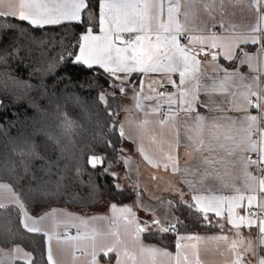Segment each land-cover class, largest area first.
I'll return each instance as SVG.
<instances>
[{
	"label": "snow or ice",
	"instance_id": "snow-or-ice-1",
	"mask_svg": "<svg viewBox=\"0 0 264 264\" xmlns=\"http://www.w3.org/2000/svg\"><path fill=\"white\" fill-rule=\"evenodd\" d=\"M218 2L223 13V0ZM234 2L241 3L246 0H234ZM193 3L194 0H0V19L11 18L26 23L31 28L40 29L46 26L69 24L80 27L82 31L78 34L73 33L71 36L63 37L67 41L65 50L71 47L76 51H68L67 57L61 55L60 62L63 63L65 59H68L73 64L86 66L89 70L94 66L103 70V73L108 76V80L104 81L107 88L99 83L102 77H98L95 81H87L80 87L89 91L99 88L96 103L103 106L110 117L116 115V112L112 110L110 99L114 101L117 92L127 95V90L131 87L135 107L143 111L145 115L139 127L143 134L150 136L153 143L166 142L163 139V131L160 133L161 139H156L155 131L151 127L153 123L161 130L169 124L176 126L180 114L183 113L187 139L192 142L194 151L214 152L218 147L229 157L239 153L237 160L232 161V164L235 166L238 163L240 166L243 176L242 186L237 185L236 177H233L229 183L225 180L228 173H216L214 178L220 180L225 188H231V194H204L201 189L204 188L205 182L212 178V173L207 170L200 173L192 167L181 170L177 157L172 152V149L178 147L181 141L178 137L174 143L168 141L169 151L162 154V159L165 161L163 167H171L173 172L183 171L184 175L198 176L199 179L184 180V183L193 191L190 201L185 200L181 192L179 202L170 200L161 203L169 211L172 207L187 208L193 214H198L205 225L219 227L221 232L211 239L218 245L223 244L225 250L230 253L232 258L226 261V264H251L246 259L245 254L248 252L253 253L256 264H264V254H262L264 253V127L261 126L264 122V87L260 82V75L264 74V0H250L248 6L255 10L256 23L245 26L243 30H240L239 25L232 23L226 25L221 20L220 27L229 33L228 35H217L211 32L207 25L204 28L190 26ZM205 7L210 10L214 7V3H206ZM206 30L209 34H202ZM13 31L15 29L10 24L0 26V40L3 39V33ZM126 34L130 38H126ZM23 35L24 33H20L18 37ZM18 37H14L8 46L0 49V62L6 63L8 59L19 56L21 48L16 44ZM249 44L260 45L257 54H252L240 47ZM201 56H211V74L205 69V61L200 59ZM218 56H222L227 61H238L239 65H247L252 74L241 73L239 65L231 70L222 67L216 63ZM134 73L140 74L138 84L130 79ZM150 75V80L145 79ZM174 75H178V82L174 79ZM68 79L71 80V77ZM209 80L210 84L206 82ZM12 82L21 83L18 80ZM169 85L175 90H160ZM234 87L238 90L230 91ZM216 92H227L232 99L226 101L230 108L225 109L221 104L217 105L215 110L243 112L244 115L208 118L200 114L199 107L213 110L201 99V95ZM145 101L154 103L145 106L143 103ZM49 104H56L57 118L61 121L59 127L63 129L74 126L67 114L61 111L56 94L49 97ZM164 105H167L166 111H162ZM32 106L40 112L37 105ZM0 107H4L3 100H0ZM249 109H256L258 114H251ZM193 113L195 116L192 115ZM40 115H47V113L40 112ZM150 115L158 119L152 121L148 119ZM188 121L192 122L191 127ZM206 127L211 132L207 145L202 138V132ZM191 132H195L196 136L189 134ZM120 137L124 138L122 125ZM29 145L30 141L27 138L21 142L18 152L21 158L34 154ZM103 148L105 152L111 148L119 162V153L124 151L123 149H117L111 140L104 143ZM13 150L16 151L15 148ZM139 150L149 164L159 166L154 158L145 152L142 143ZM88 151L91 154L87 156L85 162L93 170L104 165L108 159L107 155H98L95 148H89ZM252 154H255V158ZM204 162L209 163L207 157L204 158ZM125 163H127L126 158ZM108 164V167L103 168V173L115 179L117 174L111 171L112 161H108ZM83 171L81 163L77 161L76 176H81ZM27 172L28 168L24 167L25 175ZM23 178L19 176L17 180ZM61 187L62 185L57 183L54 192L47 186H40L24 193L18 192L15 185L0 182V210H3L0 212V264H17L18 261H23V264H37L34 252L25 250L16 243L22 235L21 229L26 233H42L47 238V264H58L50 243L53 238L58 244L70 246L74 250L79 248L87 258V264H101L99 259L101 255L108 258L111 264L110 254L115 255V264H148V260L155 264L158 256L168 258L170 264H192L185 250L189 247L196 248V245L181 241L201 238L179 235L177 228L181 220L175 214L171 215L167 224L157 217L150 223L145 222L142 225L131 207L120 208L117 215V206L115 204L110 206L114 211L113 219L122 220L125 228L131 230L138 254L136 251H129L126 243L120 238L119 231L101 233L95 228L89 230L85 220L64 212H57L56 209L45 212L39 217L29 214L26 208V196L44 198L59 194ZM87 187L90 189L89 198H94L99 186L89 182ZM114 188L117 192L122 191L118 184L114 185ZM135 194L140 195L139 192ZM137 203L140 205L139 201ZM238 209H242L243 214ZM13 210L19 218V227L14 226ZM145 210L154 211L150 208ZM209 213L224 219L231 229L236 230L238 237L241 235V229L255 228L257 230L256 244L248 240L243 252L239 251L238 242L230 241L228 235L224 233L225 224H220L219 220L214 224ZM61 224L65 229L76 227L77 234L71 236L65 231L63 236H60L56 229ZM80 225L84 226L83 231ZM150 227L156 228L160 234H177L174 256L167 250L144 246L140 243L141 234L147 232ZM109 236L112 238L111 243L98 242L100 238ZM9 243L13 247L10 249L3 247ZM81 244H83L82 248ZM73 256L75 258L74 252ZM195 264H200L198 254H196Z\"/></svg>",
	"mask_w": 264,
	"mask_h": 264
},
{
	"label": "trees",
	"instance_id": "trees-1",
	"mask_svg": "<svg viewBox=\"0 0 264 264\" xmlns=\"http://www.w3.org/2000/svg\"><path fill=\"white\" fill-rule=\"evenodd\" d=\"M5 24H10L15 31L2 34L0 49L8 46L18 34L24 35L16 41L21 48L19 56L8 59L6 63L0 62V100L4 105L0 107V182L15 185L18 192L24 193L40 186H47L54 192L57 183H60L59 194L44 198L26 196V208L35 217L60 207L78 210L90 208L103 199L116 204L132 201L135 191L121 181L124 151L119 153L117 162L113 150L108 148L105 152L103 148V144L109 140L115 143L117 149L123 150L129 143L120 137L116 115L110 117L103 106L97 105L96 94L100 89L89 91L80 87L87 81L102 77L99 83L107 88L104 81L108 80V76L98 68L89 70L68 59L63 63L59 59L61 55L67 57L68 51H76L71 47L65 50L67 41L63 37L78 34L82 29L71 24L31 28L11 18L0 19V26ZM13 80L21 83L15 84ZM53 94L58 97L61 111L67 114L74 126L63 129L58 126L61 121L57 118L56 104H49V97ZM119 96L117 92L116 99ZM116 99L109 101L113 111ZM32 105H37L40 112L47 115H40ZM26 138L34 154L21 158L18 152ZM89 148H95L98 155H107L105 164L97 170L85 162L91 154ZM77 161L84 169L79 177L75 174ZM108 161H112L111 171L117 174L115 179L103 173V168L109 166ZM24 167L28 168L26 175ZM19 176L24 178L18 181ZM89 182L99 186L94 198H89ZM116 184L121 185L122 191H116ZM176 215L181 220L177 228L179 234H204L218 229L205 225L198 214H193L187 208H176ZM13 217L14 226L19 227V218L14 210ZM21 232L16 243L33 251L37 264H47L44 235L26 233L23 229ZM143 236L148 241L161 243L158 234L153 232H145ZM12 246L11 243L3 245L5 248ZM17 264L23 262L18 261Z\"/></svg>",
	"mask_w": 264,
	"mask_h": 264
},
{
	"label": "crops",
	"instance_id": "crops-1",
	"mask_svg": "<svg viewBox=\"0 0 264 264\" xmlns=\"http://www.w3.org/2000/svg\"><path fill=\"white\" fill-rule=\"evenodd\" d=\"M206 3H214V7L212 9H206ZM250 0H246V2L236 3L234 0H223V13H221V9L219 7L218 0H194L192 4V17L190 20V26L196 28H204L206 25L211 32H215L217 35H228L229 33L225 32L220 27V22L223 20L225 24L228 23L236 24L240 26V30H243L245 26L252 25L256 23V15L255 10L250 9L248 4ZM183 11V9H182ZM211 13V15L209 14ZM182 19V17H181ZM215 25V27H212ZM47 27V26H46ZM98 34V28H97ZM201 34V33H195ZM202 34L207 35L209 32L206 30ZM127 36V34H126ZM184 42V41H182ZM241 48H244L246 51L257 54L260 45H241ZM200 59L205 61V69L211 74L212 73V63L211 56H201ZM217 64L222 67L228 68L229 70L236 68L239 65V62H232L224 60L222 56H218ZM94 68H98V66H94ZM99 69V68H98ZM102 70V69H100ZM103 71V70H102ZM239 71L245 75H251L249 68L247 65H239ZM131 81L138 84L140 79L139 73H134L130 77ZM145 79L150 80L151 75L146 77ZM174 79L178 82V75H174ZM207 83H211V81H206ZM261 86L264 87V74L260 75ZM170 91H174L170 85L166 87ZM162 90V89H160ZM238 90V88H231L230 91ZM145 91H147V87L145 86ZM120 94V93H119ZM134 93L131 87L127 90V95L119 96L115 104L114 111L116 112V118L118 119V129L120 132L121 125L123 126L124 139L129 143V146L124 151V173L121 177V181L126 184L130 189L134 190L135 193L139 192V196L135 194V197L132 201L128 203L116 204L118 211L120 208L124 206L131 207L135 214L142 213L144 216L150 215L151 219L159 218L163 221L164 224H167L171 218L172 214L176 215V207H172L171 210L163 205L161 202L167 201H175L179 202L181 192L183 193V197L185 200L190 201L191 196L193 194L192 189L188 187L184 180L191 179L193 181H197L199 179L198 176H186L181 172H173L171 167L164 168L163 163L165 162L162 159V154L167 153L169 151L168 141L174 143L175 139L178 137L181 141L178 147H174L172 152L177 157V163L181 170L185 167H192L195 170H198L200 173H203L205 170L212 173V178L208 179L205 182V186L201 189L204 194H217V195H229L231 194V188H225L223 183L215 179L216 173L224 174L228 173L225 176V180L231 183L232 178L236 177L237 185L242 186L243 176L242 171L240 169L239 164L237 163L233 166L232 161L237 160L239 153L236 156L229 157L227 154L218 147L214 152H209L204 150L202 152L194 151L192 142L187 139L186 130H185V120L184 114H180V118L177 121L176 126L172 124L167 125L163 130L159 128V126L153 125L151 126L156 134V139L160 140V133L163 131V139L166 141L163 144L153 143L148 134H143L139 127L141 121L145 119L144 112L135 107V100L133 99ZM201 99L209 104L210 108L213 110H209V108L199 107L198 112L205 117H221V116H230V117H240L243 116V112H236L231 110L226 111H218L215 110L217 105H223L225 109L230 108V105L226 103V101L231 100L232 97L227 92H216L211 93L210 95H201ZM145 106H147L149 102H143ZM167 110V105L163 106L162 111ZM249 112L253 114L252 109H249ZM195 116V113L192 114ZM254 115V114H253ZM148 119L155 121L158 117L149 116ZM191 121H188L189 127H191ZM261 126L264 127V122L261 123ZM196 136L195 132L189 133ZM211 136L210 130L206 127L202 132V138L207 145L209 143ZM143 144L145 152L152 156L154 160L159 164V166H153L149 164L144 156L141 155L140 145ZM214 143V142H213ZM255 156V154H252ZM207 157L209 163L204 162V158ZM125 158L127 159V163H125ZM255 171V169H251ZM5 183V182H4ZM198 189L200 188L199 184L197 185ZM137 201L140 202L138 205ZM113 205V204H112ZM153 209L154 211H146L145 209ZM57 211H63L64 213L69 214L63 208H54ZM67 209V208H66ZM52 210V209H51ZM48 210L46 212H50ZM238 211L243 214L242 209H238ZM45 213V212H44ZM71 213V212H70ZM43 215V214H41ZM226 215V214H225ZM40 216V215H39ZM38 216V217H39ZM137 216V215H136ZM138 217V216H137ZM209 217L212 219L215 224L218 220L220 224H225L224 233H226L229 237V240H236L238 242L239 251L243 252L244 248L247 247V241L251 240L253 244H256L257 230L243 228L240 230L241 235L238 237L236 235V230L231 229V226L226 224L224 219L217 218L214 213H209ZM104 219V218H103ZM106 223L111 222V226L114 228L113 232L119 231L120 238L126 243L129 251H136L138 254V248H136L131 230L126 229L122 220H114L113 217L107 216L105 218ZM140 223H145L144 219H139ZM78 223V222H77ZM110 230H112L110 228ZM68 231V230H65ZM64 231V232H65ZM155 234H158L161 243L155 241H148L144 238L143 234L140 236V243L144 246H153L159 249H164L170 252L173 256L176 253V241L177 234L176 233H167L160 234L156 228L153 231ZM221 232V229L218 227L213 232L210 233H197V234H179L181 236H198L200 240H185L181 241L182 243H186L189 245L195 244L196 248L189 247L185 251L188 254L189 260L192 264H195L196 254L199 256L200 264H226V261H229L232 257L230 253H228L223 244H217L211 238L216 236ZM58 233V232H57ZM68 233V232H67ZM42 234V233H41ZM69 234V233H68ZM70 235V234H69ZM75 236V235H74ZM46 252H47V243L45 240ZM13 247V246H12ZM11 248V247H10ZM9 248V249H10ZM223 253V254H221ZM264 254V253H262ZM111 255V264H115V255ZM246 259L251 262V264H256V258L253 253L248 252L245 254ZM47 257V255H46ZM72 257L73 260L69 262V264H87V260L84 261L75 254ZM78 257V258H77ZM101 264H109L108 258L103 257L102 255L99 257ZM147 259V258H146ZM23 262V261H19ZM148 264H152L151 260H148ZM155 264H170L168 258L163 256H158L156 258Z\"/></svg>",
	"mask_w": 264,
	"mask_h": 264
},
{
	"label": "rangeland",
	"instance_id": "rangeland-1",
	"mask_svg": "<svg viewBox=\"0 0 264 264\" xmlns=\"http://www.w3.org/2000/svg\"><path fill=\"white\" fill-rule=\"evenodd\" d=\"M124 151H125V149H124ZM124 154L122 156L123 159H124ZM112 204H115V203H112V202H109V201L103 199L100 203H97L95 206L90 207V208H84V209H79V210L78 209H68V208L66 209L64 207H61V208H63V210H66V212H68L69 215L85 220L87 222V227L89 230L95 228V229H98L101 233H108V232H113V230H114V228L111 226V222H109L107 224L105 221V218L107 216L114 217V211L110 207ZM57 212H63V211H57ZM42 214H44V212ZM116 214L118 215V211H116ZM136 215L138 216V218L140 220L144 219L145 222L150 223L153 220L150 218V215L144 216V214H142V213H138ZM45 223L47 224V222H45ZM141 224L143 225L144 223H141ZM80 228H81V231H83L84 226L80 225ZM110 228L112 230H110ZM154 229H155L154 227H150L147 232L153 231ZM65 230H68L67 232L71 236H74L77 234V228L76 227H69V228L65 229L63 224H61L60 227L58 229H56V232H58V234L60 236H63ZM45 240L47 243L46 237H45ZM98 242L102 243V244H109L112 242V238L110 236L107 238L102 237L99 239ZM50 243H51V247H52V251H53V256L56 259V261L58 262V264H69V262H71V260H73V258H72L73 252L77 256H80V258L82 260H84V261L87 260V258L83 255L82 251L79 248L74 250L70 246L58 244L57 240L55 238H53ZM47 246H48V243H47ZM82 247H83V244H81V248Z\"/></svg>",
	"mask_w": 264,
	"mask_h": 264
},
{
	"label": "built area",
	"instance_id": "built-area-1",
	"mask_svg": "<svg viewBox=\"0 0 264 264\" xmlns=\"http://www.w3.org/2000/svg\"><path fill=\"white\" fill-rule=\"evenodd\" d=\"M126 38H130V37H127ZM163 91H170L169 89L165 88V89H162ZM252 112L254 115L258 114L257 110L256 109H252ZM253 158H255V156H253ZM174 234V233H173Z\"/></svg>",
	"mask_w": 264,
	"mask_h": 264
}]
</instances>
